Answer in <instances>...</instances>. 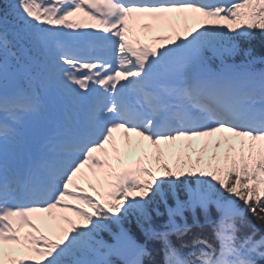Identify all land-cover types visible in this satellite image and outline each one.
Listing matches in <instances>:
<instances>
[{
	"label": "snow or ice",
	"instance_id": "snow-or-ice-1",
	"mask_svg": "<svg viewBox=\"0 0 264 264\" xmlns=\"http://www.w3.org/2000/svg\"><path fill=\"white\" fill-rule=\"evenodd\" d=\"M7 15L11 29L3 26L9 21L0 22V264H113L114 256L122 264H142L147 250L123 228L111 234V244L97 239L107 229L105 221L120 223V217L109 214L121 209L125 214L135 210L141 231L163 242V264H256V257L264 259V236L254 239L253 229L241 237L237 227L249 213L264 231V71L252 70L256 58L251 51L245 52L247 62H229L239 52L237 37L264 35V0H10ZM177 19L185 25L183 38ZM190 19L202 30L187 27ZM129 20L151 21L140 25L142 31L167 28L173 35L155 36L159 48L139 40L133 46L125 35ZM53 83L73 104L87 105L84 118L74 122L66 114L63 126L52 121L38 141V157L21 167L10 159L18 144L14 126L40 113V91ZM117 132L124 154L143 151L141 144L132 145L130 134L152 146L164 175H154L139 160L114 175L105 145L121 163ZM218 133L229 134L222 138L223 154L214 151L207 161L185 157L187 171H173L163 162L161 144ZM209 143L205 140L200 151ZM212 146L220 149V140ZM174 166L181 167L179 156ZM85 167H107L105 179L112 182L103 205L76 195L84 191L75 178ZM180 186L187 199H177L175 207L165 203L168 220L163 231L155 230L149 206L157 196L163 199L165 188L175 194ZM197 209L212 229L213 242L195 237L191 243L199 250L185 257L169 237L190 231L186 211L200 226ZM56 212L71 213L80 223ZM43 214L66 225L58 227V239L42 231L41 225L50 230Z\"/></svg>",
	"mask_w": 264,
	"mask_h": 264
},
{
	"label": "rangeland",
	"instance_id": "rangeland-1",
	"mask_svg": "<svg viewBox=\"0 0 264 264\" xmlns=\"http://www.w3.org/2000/svg\"><path fill=\"white\" fill-rule=\"evenodd\" d=\"M174 16H179V14H174ZM176 24L178 26H180L179 29H182L184 28V24L179 21V19L176 20ZM179 31V30H178ZM182 33V32H180ZM210 141L211 143H209L208 147L206 150H204L203 152L200 151V149L198 148L197 146V142L196 140H193L192 142H189L188 145H191V147H187L182 150V149H179L178 148V142H176V149H177V153L176 154H173L171 152H168V150H166L164 147L161 148V145L159 146L161 151L163 152V162L167 163L169 165L170 168L173 169V171H187L188 170V167H187V160L185 159V157H190L192 161H195L196 158L198 156H203L205 157L206 155L208 156H211L212 153L214 152V149L212 144L217 141L215 138H210ZM142 145L143 147V151L137 149L135 151H130L128 152L127 154H124L125 150L123 148V144H120L118 147L121 149V161L123 162L126 158L128 157H136L137 155H143L144 158H145V166L148 167L150 170L153 171L154 175H157L158 177L159 176H163L164 174L159 172L157 169H158V165L156 164L155 162V159L153 157V153L155 151V149L152 148V146H148L147 148H145L144 146V142H141L139 143ZM137 145V144H136ZM224 145V143H221L220 142V147ZM179 156L180 157V165L181 167L179 169H177L174 165H175V162H176V157ZM113 160L115 161L112 166H116L119 167L121 166V163H117L116 162V159H115V154L113 153ZM111 162V161H110ZM202 166V165H201ZM197 171H199V167L197 168ZM78 187L82 186V184L78 183L77 184ZM84 186V185H83ZM67 215V217H69V219L73 220L74 222H77L75 218H73V216H71L70 213H65ZM52 225L55 224L54 222L48 220ZM78 223V222H77Z\"/></svg>",
	"mask_w": 264,
	"mask_h": 264
},
{
	"label": "trees",
	"instance_id": "trees-1",
	"mask_svg": "<svg viewBox=\"0 0 264 264\" xmlns=\"http://www.w3.org/2000/svg\"><path fill=\"white\" fill-rule=\"evenodd\" d=\"M250 40H254V41L252 43H250ZM246 45H248V48L254 52V53H252L253 56L264 57V35H260L259 31H257L254 38H251V39L246 41ZM248 48H247V46L244 47V49L247 51H248ZM163 192H164L165 200L169 206L175 205L177 199H179L181 201L187 199V192L183 186L178 187L175 190V194H173V191L171 189H168V188H165L163 190ZM149 195H151V194H149ZM237 203L239 204V206L241 208H243V204L241 202L237 201ZM210 214H211V217L213 219H215L214 217L217 215V213H216V210L214 207H212L210 209ZM188 215L190 216L189 218H190V221L192 222L191 224H193V213L188 211ZM161 219L163 220L164 218H161ZM196 219L199 222L200 226H198L199 228H196L194 226V228H192V230L195 231V233H200L202 231H205L207 233L206 236L208 238H211L212 237V230L209 228V225L205 223L203 213L199 209L196 210ZM238 224H237V226H238ZM240 226L242 228V230L240 232L241 237L246 236V235H251L253 229H256L254 239L259 240L261 238V236H264V231L259 230V226L256 224L255 220L252 218L251 214H249V213H245L243 222L240 223ZM198 229H203V230L199 231ZM204 237H205V235H204ZM258 262H259V264H261L260 261H258ZM262 263L264 264V259H262Z\"/></svg>",
	"mask_w": 264,
	"mask_h": 264
},
{
	"label": "bare ground",
	"instance_id": "bare-ground-1",
	"mask_svg": "<svg viewBox=\"0 0 264 264\" xmlns=\"http://www.w3.org/2000/svg\"><path fill=\"white\" fill-rule=\"evenodd\" d=\"M135 137V136H134ZM137 139H139V137H136Z\"/></svg>",
	"mask_w": 264,
	"mask_h": 264
}]
</instances>
